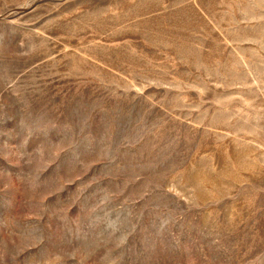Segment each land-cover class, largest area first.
Returning <instances> with one entry per match:
<instances>
[{
	"label": "rangeland",
	"instance_id": "rangeland-1",
	"mask_svg": "<svg viewBox=\"0 0 264 264\" xmlns=\"http://www.w3.org/2000/svg\"><path fill=\"white\" fill-rule=\"evenodd\" d=\"M0 264H264V0H0Z\"/></svg>",
	"mask_w": 264,
	"mask_h": 264
}]
</instances>
